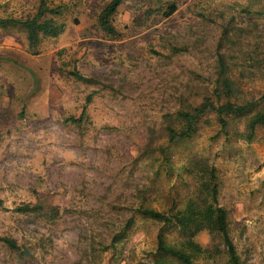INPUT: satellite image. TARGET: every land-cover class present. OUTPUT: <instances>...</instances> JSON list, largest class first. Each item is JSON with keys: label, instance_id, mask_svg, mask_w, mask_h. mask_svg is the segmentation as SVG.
<instances>
[{"label": "rangeland", "instance_id": "obj_1", "mask_svg": "<svg viewBox=\"0 0 264 264\" xmlns=\"http://www.w3.org/2000/svg\"><path fill=\"white\" fill-rule=\"evenodd\" d=\"M41 1L0 0V21L32 17ZM111 1L45 0L65 29L36 51L0 25V237L22 248L0 241V264H181L158 254L162 225L136 210L184 208L211 166L239 264H264V125L248 141L250 116L222 131L208 114L189 139L167 137L173 115L211 95L221 59L242 99H264V0H124L119 37L99 24ZM25 205L40 210L15 211ZM197 242L208 252L195 264H231L218 236Z\"/></svg>", "mask_w": 264, "mask_h": 264}, {"label": "trees", "instance_id": "obj_2", "mask_svg": "<svg viewBox=\"0 0 264 264\" xmlns=\"http://www.w3.org/2000/svg\"><path fill=\"white\" fill-rule=\"evenodd\" d=\"M123 2L124 0H112L100 14L99 24L101 29L110 36H120L113 22ZM177 11L178 7L173 4L168 8L165 16L170 18ZM48 14L60 15V11L51 9L45 0H42L36 15L26 19H3L0 21V25L2 28L18 27L23 29L27 33L30 50L36 51L43 38H56L65 29L64 24L47 19L46 16ZM73 76L81 80L91 81V79H86L78 73H73ZM261 101L244 100L240 97L238 86L231 79L226 62L221 59L220 70L213 92L211 95L204 97L200 104L189 105V109L180 110L172 116L175 124L167 128L168 141L176 143L189 139L197 131L203 118L208 114L217 116V120L222 126V131L227 128L229 118L250 116L247 124L248 133L243 134V136L248 141H252L257 128L264 125V112H257ZM91 102L92 97H89L88 103ZM255 112L257 113L254 115ZM86 116L87 108L82 112L80 119L71 118L66 122L79 123L84 121ZM219 194L218 171L215 166H211L201 170L198 197L190 199L184 208L177 210L173 207L167 212H159L145 206L137 208L136 213L140 216L162 225L158 236L157 249L161 257L172 258L181 264H195L194 258L196 256L208 252L197 242V237L201 233H207L218 236L221 239L230 257L231 264L240 263L236 247L230 236L228 213L219 204ZM2 204L3 202L0 201V207ZM39 210L40 207L25 205L18 207L15 211L21 214H29ZM166 228L179 229L180 233L186 236L184 242L179 245L169 244L164 234ZM0 241L12 251L22 252V248L14 239L0 237Z\"/></svg>", "mask_w": 264, "mask_h": 264}]
</instances>
